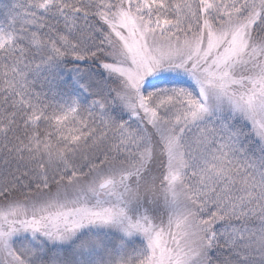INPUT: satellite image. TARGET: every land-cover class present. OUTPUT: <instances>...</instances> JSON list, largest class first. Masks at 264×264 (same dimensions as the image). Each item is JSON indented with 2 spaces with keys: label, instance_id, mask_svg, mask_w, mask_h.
Wrapping results in <instances>:
<instances>
[{
  "label": "snow or ice",
  "instance_id": "1",
  "mask_svg": "<svg viewBox=\"0 0 264 264\" xmlns=\"http://www.w3.org/2000/svg\"><path fill=\"white\" fill-rule=\"evenodd\" d=\"M0 264H264V0L0 3Z\"/></svg>",
  "mask_w": 264,
  "mask_h": 264
},
{
  "label": "rangeland",
  "instance_id": "2",
  "mask_svg": "<svg viewBox=\"0 0 264 264\" xmlns=\"http://www.w3.org/2000/svg\"><path fill=\"white\" fill-rule=\"evenodd\" d=\"M7 2V0H0V3H5Z\"/></svg>",
  "mask_w": 264,
  "mask_h": 264
}]
</instances>
